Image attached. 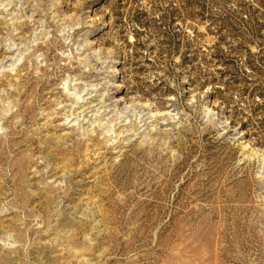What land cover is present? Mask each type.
<instances>
[{
  "label": "rangeland",
  "instance_id": "1",
  "mask_svg": "<svg viewBox=\"0 0 264 264\" xmlns=\"http://www.w3.org/2000/svg\"><path fill=\"white\" fill-rule=\"evenodd\" d=\"M0 264H264V0H0Z\"/></svg>",
  "mask_w": 264,
  "mask_h": 264
},
{
  "label": "bare ground",
  "instance_id": "2",
  "mask_svg": "<svg viewBox=\"0 0 264 264\" xmlns=\"http://www.w3.org/2000/svg\"><path fill=\"white\" fill-rule=\"evenodd\" d=\"M82 95V94H81ZM66 96H67V98H69L68 99V101H71V103L69 104V106L70 107H72V108H84V104L83 105H80L81 103H83V102H86V103H88L87 101H85V98H83V96H80V94H78V96H74L73 98H72V96H71V93H69L68 91L66 92ZM91 103V102H90ZM79 107H78V106ZM88 108H90V106L88 107ZM76 124V123H75ZM74 124V125H75ZM125 130H123V129H119L118 130V134H117V136H119L120 134H122L123 132H124Z\"/></svg>",
  "mask_w": 264,
  "mask_h": 264
}]
</instances>
